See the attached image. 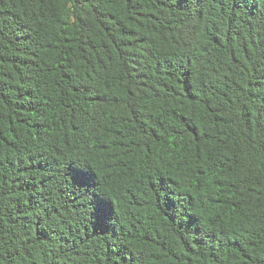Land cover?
Wrapping results in <instances>:
<instances>
[{"label":"trees","instance_id":"trees-1","mask_svg":"<svg viewBox=\"0 0 264 264\" xmlns=\"http://www.w3.org/2000/svg\"><path fill=\"white\" fill-rule=\"evenodd\" d=\"M0 264H264V0H0Z\"/></svg>","mask_w":264,"mask_h":264},{"label":"snow or ice","instance_id":"snow-or-ice-1","mask_svg":"<svg viewBox=\"0 0 264 264\" xmlns=\"http://www.w3.org/2000/svg\"><path fill=\"white\" fill-rule=\"evenodd\" d=\"M102 211V210H101Z\"/></svg>","mask_w":264,"mask_h":264}]
</instances>
